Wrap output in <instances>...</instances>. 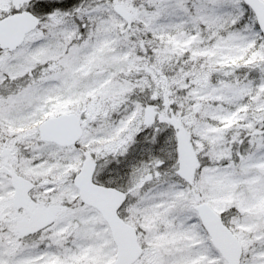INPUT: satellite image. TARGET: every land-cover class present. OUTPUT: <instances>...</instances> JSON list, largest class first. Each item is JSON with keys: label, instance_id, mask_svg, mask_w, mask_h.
I'll list each match as a JSON object with an SVG mask.
<instances>
[{"label": "snow or ice", "instance_id": "1", "mask_svg": "<svg viewBox=\"0 0 264 264\" xmlns=\"http://www.w3.org/2000/svg\"><path fill=\"white\" fill-rule=\"evenodd\" d=\"M0 264H264V0H0Z\"/></svg>", "mask_w": 264, "mask_h": 264}]
</instances>
